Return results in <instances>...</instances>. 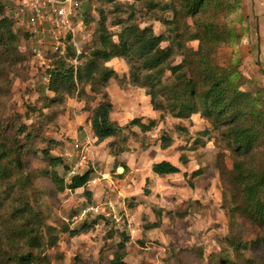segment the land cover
I'll return each instance as SVG.
<instances>
[{
	"label": "rangeland",
	"instance_id": "1",
	"mask_svg": "<svg viewBox=\"0 0 264 264\" xmlns=\"http://www.w3.org/2000/svg\"><path fill=\"white\" fill-rule=\"evenodd\" d=\"M15 1L0 0L10 17ZM240 4L251 25V39L240 47L239 69L250 80L244 84L245 88L254 91L260 87L264 95V0H241ZM74 10L72 27L77 30V44L85 56L92 48L91 40L97 32L101 12L114 34L121 27L114 21L131 13L141 26L150 25L156 33L166 32L165 26L145 13L137 0H75ZM15 30L18 37L15 54L7 59L3 57L0 62V126H7L11 139L17 133L10 129L19 126L36 132L35 147L49 148L51 155L61 156L71 166L68 173L57 166L65 182L73 174L92 169L91 179L83 187L61 191L40 174L50 168L42 154L30 157L31 169L37 174L33 179L39 190L36 202L40 203L48 224L60 230L63 224L72 228L84 221L97 220L78 235L57 232V245L47 250L48 254L53 260L61 256L62 264H105L124 233L128 236L125 249L128 264H163L165 260L209 264L208 255L225 245L229 222L223 194L226 180L220 169H231L233 153L219 132L212 130L199 114L182 119L153 110L144 88L130 82L128 64L115 57L106 65L119 73V79L111 78L99 88L108 93L112 102L110 118L121 127V132L98 141L90 129L89 111L85 108L97 105L101 92L95 93L87 85L66 95L63 101H44L43 97L52 98L53 93L47 89V79L41 78L43 67L49 63L48 71H51L55 66L53 60L59 58L50 55L46 58L42 52H39L42 57L33 56L31 35L19 25H15ZM188 45L195 48L197 42ZM230 51L221 46L217 61L225 63ZM66 58L60 59L66 61ZM179 59L175 56L173 61ZM77 62L76 66L80 59ZM134 118L146 124L153 120L154 125L143 130L129 124ZM206 130L208 133H204ZM22 134L16 140H21ZM163 136L170 138L167 147L162 145ZM161 160L177 165L180 171L156 175L151 166ZM110 198L115 201V210L122 220L126 218L124 215L131 216L135 230L128 232L123 226L121 229L114 219L98 217V213L89 211L82 215L89 206L98 205L99 211L102 210L103 201ZM15 205L13 199L6 200L5 215ZM179 209L186 213L181 215ZM155 222L159 225L145 227ZM5 226L0 220V237ZM199 248L204 257L193 253Z\"/></svg>",
	"mask_w": 264,
	"mask_h": 264
},
{
	"label": "trees",
	"instance_id": "2",
	"mask_svg": "<svg viewBox=\"0 0 264 264\" xmlns=\"http://www.w3.org/2000/svg\"><path fill=\"white\" fill-rule=\"evenodd\" d=\"M137 1L145 13L165 26L166 32L156 33L150 25L141 26L131 13L114 21L121 26L114 34L101 12L90 53L78 57L80 64L76 69L68 61L55 60L47 88L53 96L43 100L63 101L66 95L87 85L91 91L101 92L99 87H104L111 78L119 79V73L106 65L119 57L129 66L130 82L144 88L153 110L182 119L193 114L205 118L233 153L231 169H220L227 187L223 197L229 217L228 235L224 237L225 245L210 253L207 261L264 264V95L260 87L254 91L245 88L244 84L250 80L239 69L240 47L251 39V25L243 13L241 0ZM4 10L0 2V62L3 57L15 54L18 40L16 23ZM191 41L197 42L195 48L188 45ZM223 45L231 51L228 60L220 64L216 54ZM67 50V58L74 56L70 47ZM175 56L180 57L176 62ZM101 94L97 105L85 108L89 111L90 129L98 141L121 132V127L110 118L112 102L108 93L103 90ZM129 124L148 130L154 121L146 124L134 118ZM6 128L0 126V220L6 223L5 233L0 237V264H62L61 256L53 260L47 252L56 247L57 232L78 235L97 220L84 221L72 228L63 224L60 230L48 224L40 203L36 202L39 190L33 179L37 174L32 171L29 159L42 154L50 168L40 174L61 191L83 187L91 179L92 169L73 174L65 182L57 166H62L66 173L71 166L61 156L51 155L49 148L35 147L36 132L19 126L10 129L17 133L11 139ZM21 133L22 139L16 140ZM162 145L169 146L170 138L163 136ZM151 169L159 176L180 171L168 160L154 162ZM10 198L16 205L5 215L4 203ZM178 212L184 215L186 210ZM158 225L155 222L145 227ZM121 235L105 264H128L125 260L128 236ZM193 253L204 257L200 248ZM163 264H182V260L178 263L165 260Z\"/></svg>",
	"mask_w": 264,
	"mask_h": 264
},
{
	"label": "built area",
	"instance_id": "3",
	"mask_svg": "<svg viewBox=\"0 0 264 264\" xmlns=\"http://www.w3.org/2000/svg\"><path fill=\"white\" fill-rule=\"evenodd\" d=\"M15 4L11 18L16 25L24 28L31 35L34 46L30 49V53L42 57L39 55V52H42L46 58H61L67 57V49L70 47L74 56L66 58V61L72 63L76 69L81 52L76 39L77 30L72 27L71 21V16L75 12V0H16ZM48 67L49 63L43 67L41 76L43 81L47 79V82L50 79ZM114 202L113 198L106 199L103 201L102 210L99 211V207H96L98 205H93L84 210L82 215L89 211L102 214L107 219H114L121 229L123 226L128 232L135 230L131 216L128 218L124 215L126 218L122 220L121 215L115 210Z\"/></svg>",
	"mask_w": 264,
	"mask_h": 264
}]
</instances>
